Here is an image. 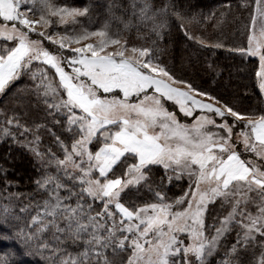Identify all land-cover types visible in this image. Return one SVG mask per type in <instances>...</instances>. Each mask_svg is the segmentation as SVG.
Instances as JSON below:
<instances>
[{"label":"snow or ice","instance_id":"1","mask_svg":"<svg viewBox=\"0 0 264 264\" xmlns=\"http://www.w3.org/2000/svg\"><path fill=\"white\" fill-rule=\"evenodd\" d=\"M225 7L204 17L213 37L207 24L190 32L202 21L172 0H110L95 30L87 6L0 0V141L39 172L27 196L2 178L0 242L12 248L0 264H264V108L242 110L163 58L175 17L202 50L257 58L264 95V0L241 5L246 46L220 38ZM174 181L186 190L169 195Z\"/></svg>","mask_w":264,"mask_h":264},{"label":"trees","instance_id":"2","mask_svg":"<svg viewBox=\"0 0 264 264\" xmlns=\"http://www.w3.org/2000/svg\"><path fill=\"white\" fill-rule=\"evenodd\" d=\"M63 2V0H60ZM68 3L77 7H90L91 19L81 18L85 20V24L93 30L100 28L106 20L112 19L106 12L107 5L110 0H67ZM159 3V0H157ZM244 0H172L177 11L187 18L196 16L202 21L201 25L186 24L190 32L197 35L202 34V25L207 24V31L203 32L205 36H220L219 30L211 27L214 21L204 20V17H211L213 12L219 15L220 11L227 12L225 5L231 6V12L227 17L223 27V36L229 45L239 46L241 42L246 46V38L244 36V23L249 16V9L241 7ZM253 3V0H248ZM119 14V10H116ZM240 17L239 21H235V17ZM169 29L165 30V45L167 49L164 55L165 62H173L177 66L184 62L188 78H191L198 86L209 90L215 88V94L227 99L229 102H236L237 106L242 110H252L264 108V97L256 86V78L253 71L254 67L258 68L255 58H242L238 53H228L223 49L220 50H202L194 41L188 40L179 28V22L175 17H171ZM113 31L117 27L122 28L123 25L116 20H112ZM136 32L133 30L132 38L135 40ZM140 43V41H136ZM47 44V41H45ZM215 51V55L212 54ZM214 63L216 72H210L207 65ZM219 72L220 76L216 77ZM213 77H216L218 84L213 86ZM9 96L0 97V108L8 105ZM10 106V105H9ZM50 143V138L45 135L41 150H45ZM0 187H3V177L12 182V191L19 192L27 196L33 192L35 187L34 179L39 175L36 164L32 155L23 147L9 141H0ZM184 184H174L171 188L172 193L180 194ZM27 202V201H25ZM6 203L0 201V204ZM23 226L24 221L20 222ZM6 242H0V254L10 251L12 244L9 243L5 247ZM18 248L19 245H16ZM15 258V257H12ZM27 264H43V258L39 255L24 257Z\"/></svg>","mask_w":264,"mask_h":264},{"label":"rangeland","instance_id":"3","mask_svg":"<svg viewBox=\"0 0 264 264\" xmlns=\"http://www.w3.org/2000/svg\"><path fill=\"white\" fill-rule=\"evenodd\" d=\"M255 59L257 60V58H255ZM257 63H258V60H257ZM262 96L264 97V95H262ZM180 119H181V121L185 120V118L182 115L180 116ZM174 184H184L183 190H186V188H187L186 181H179V182L174 181Z\"/></svg>","mask_w":264,"mask_h":264}]
</instances>
